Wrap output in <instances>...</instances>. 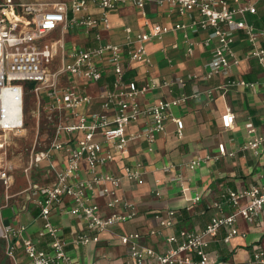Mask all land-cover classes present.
Returning a JSON list of instances; mask_svg holds the SVG:
<instances>
[{
  "label": "built area",
  "instance_id": "obj_1",
  "mask_svg": "<svg viewBox=\"0 0 264 264\" xmlns=\"http://www.w3.org/2000/svg\"><path fill=\"white\" fill-rule=\"evenodd\" d=\"M128 4L140 11L146 30L134 32L128 27L123 44H100L101 33L112 26L111 14ZM149 4L168 6L171 13L176 11L190 21H179L171 26L152 24L145 11ZM95 9L100 10L99 14ZM257 14L255 4L241 0L0 1V181L7 190L14 184L15 166L8 158L10 147L5 137L25 131V97L29 95L36 100L37 113L44 111L49 115L51 135L47 149L37 150L36 144L32 148L24 172L30 179L33 170L46 165L54 176L53 183H30L26 190L32 207L43 221L38 239H50L47 249L40 247V241L26 236V225L8 226L0 219V240L4 242L9 264H21L22 255L28 264H75L70 252L79 247L100 245L103 234L138 218L137 204L126 200L119 192L124 179L144 185V167L140 163L125 165L120 176L102 169L117 157H123L132 141L153 144L165 132L167 120L176 124L177 136L183 137L184 122L170 110L186 105L188 98L159 100L149 107L142 106L140 94L156 85L151 83L139 89L135 82L127 80L125 63L149 64L147 44L150 40L163 39L170 32L182 33L186 52L192 56L196 46L193 37L211 32L205 45L210 46L213 41L216 44L204 65L203 79L225 77L227 81L220 87L224 92L236 87L257 90L260 85L264 87V80L249 82L232 75L233 67L242 61L234 51L238 32H243L249 43L243 59L255 60L264 72V25L257 26L246 19ZM74 29L92 35L98 44L85 48L68 46L67 35ZM108 73L112 74L113 81L110 88L100 94L101 111L87 112L94 98L78 92L72 85L73 79L96 84ZM21 83H26L27 87ZM179 83L183 85V81ZM208 95L211 96L212 91H208ZM142 117H147L148 123L137 132L129 133L131 125ZM39 120L40 117L38 129ZM221 121L224 129H231L235 115L227 111ZM247 131L252 137L239 145L237 152L259 155L264 137L257 134L252 123L247 124ZM236 154L221 144L217 155L196 157L186 167L194 171L202 163ZM178 169L173 163L163 167L166 174H172V182L181 184V193L187 195L190 189L183 185V177L176 174ZM156 195L161 197L159 192ZM190 201L200 204L202 197L196 193ZM213 208L215 215L199 231L178 228L177 211L168 210L153 215L157 228L147 233L118 235L119 244L126 249L127 264H231L212 252L211 245L215 242L229 245L237 236L246 238L247 233L239 228L240 218L249 225L261 223L264 186L254 185L243 190L226 188ZM55 212L78 218L84 226L67 235L64 227L52 222ZM168 229L175 232L165 237V250L146 245L149 237L163 236ZM251 263L264 264L262 248L254 250Z\"/></svg>",
  "mask_w": 264,
  "mask_h": 264
},
{
  "label": "crops",
  "instance_id": "obj_2",
  "mask_svg": "<svg viewBox=\"0 0 264 264\" xmlns=\"http://www.w3.org/2000/svg\"><path fill=\"white\" fill-rule=\"evenodd\" d=\"M241 1L251 2L258 9L256 16L249 15L246 19L257 26L264 25V0ZM169 9L168 6L161 8L149 4L145 11L152 24L171 26L179 21L186 23L190 21L188 17L182 18L176 11L171 13ZM94 12L99 14L100 10L95 9ZM110 18L112 26L101 33L100 44L108 42L123 44L125 29L128 27L134 32L146 30L140 11L132 4L118 9ZM210 33L202 32L193 37L196 46L192 56L186 52L187 46L182 33L170 32L163 39L150 40L147 44L151 61L149 64L125 63L127 80L135 82L139 89L150 86L151 83L156 85V88H150L140 94L139 101L142 106L149 107L159 100L166 102L182 97L188 98L186 105L170 110L174 117L183 120L184 133L183 137H178L176 124L167 120L165 132L158 136L153 144L144 140L132 141L123 157H117L114 162L102 169L104 172L120 176L125 165L140 163L144 167L146 172L144 185L124 179L119 192L123 198L137 204L139 216L134 221L103 234L100 245L73 250L76 253L75 264H127L126 249L119 244L117 236L129 232L147 233L150 229L157 228L158 224L153 218L156 212L177 211L178 228L199 231L215 215L213 203L220 201L221 193L226 188L243 190L254 185L264 186V146L259 155L253 152H237L239 145L252 137L247 131V124L252 123L257 129V134L264 137V87L260 85L257 90L236 87L224 92L220 87L226 83L225 77L218 75L210 80H204L203 76L206 72L204 65L210 60L212 49L216 44L213 41L210 46L205 45ZM235 37L234 51L242 61L233 67V77L249 82H262L264 72L258 63L255 60L243 59L249 50L248 39L243 32H238ZM67 42L68 46L74 48L98 44L92 35L79 29H74L67 35ZM195 76L197 78H194ZM179 80L183 81V85ZM112 81L113 76L108 73L99 83L91 84L74 78L72 85L78 92L89 94L94 98L87 112H99L101 111L100 94L110 88ZM166 83L168 86H165ZM208 91H212L211 96L208 95ZM195 93H199L198 97L193 96ZM227 111L235 115V123L231 129H224L222 126L221 118ZM148 120L147 117L140 118L131 125L128 132L131 134L137 132L148 123ZM221 144L225 145L229 152H236V156L207 161L194 171L186 167L196 157L217 155ZM167 163L178 165L176 174L183 177V185L190 189L187 195L181 193L180 183L171 181L172 174L163 171ZM46 167L44 165L34 170L36 174L30 176V179L25 177L29 183L21 194L25 198L26 205L7 202L4 208L9 209L11 214L7 218H3L0 214L4 225H26L28 227L26 236L40 241L39 245L43 249L48 248L47 243L50 239H38V231L43 226V221L32 207L26 190L30 183L40 184L36 182L40 179V175H44L42 179L46 181L40 185L54 182L53 174ZM156 192H159L161 197H158ZM196 193L202 197L200 204H193L190 201ZM239 220V228L243 233H247V237L237 236L229 245L215 242L211 245V250L216 252L222 261L231 264H253L251 260L254 250L258 248L264 250V213L261 216V223L256 225H249L241 218ZM52 222L64 227L67 235L84 226V222L78 218L60 212L53 213ZM174 232V229L164 230L163 236L149 237L145 243L149 247L163 251L166 248L165 237ZM223 235L224 231L221 232L222 237ZM90 257L92 258L89 259ZM21 261V264H28V260L23 255Z\"/></svg>",
  "mask_w": 264,
  "mask_h": 264
},
{
  "label": "rangeland",
  "instance_id": "obj_3",
  "mask_svg": "<svg viewBox=\"0 0 264 264\" xmlns=\"http://www.w3.org/2000/svg\"><path fill=\"white\" fill-rule=\"evenodd\" d=\"M25 88L26 83H21ZM26 120L27 126L24 132L20 134H7L6 141L9 144L8 149V158L15 166L14 177L15 184L9 190H7L3 183L0 181V214L3 218H7L9 214V209L4 208L5 205L8 204H19L26 205L25 198L21 194L27 187L28 181L25 179L26 174L24 172L25 168L29 165V159L31 151L33 150L35 144L37 150L47 149L49 145V137L50 133V120L44 111L41 113H37V105L36 100L33 96H26ZM39 127L38 129V118ZM36 173L34 170L31 172V177H33ZM40 179L36 182L43 184L44 181L42 177L44 175H40ZM11 196V198L7 201V196ZM4 242L0 240V264H9V260L5 256L4 252ZM72 257L76 256V253L70 252ZM111 256V255H110ZM90 257L89 259H91ZM92 260H90L91 262Z\"/></svg>",
  "mask_w": 264,
  "mask_h": 264
},
{
  "label": "trees",
  "instance_id": "obj_4",
  "mask_svg": "<svg viewBox=\"0 0 264 264\" xmlns=\"http://www.w3.org/2000/svg\"><path fill=\"white\" fill-rule=\"evenodd\" d=\"M258 10V9H257ZM263 22H264V20H263ZM263 25V24H262Z\"/></svg>",
  "mask_w": 264,
  "mask_h": 264
}]
</instances>
